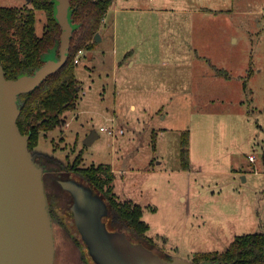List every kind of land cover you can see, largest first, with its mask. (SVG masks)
<instances>
[{
    "label": "rangeland",
    "instance_id": "374dc122",
    "mask_svg": "<svg viewBox=\"0 0 264 264\" xmlns=\"http://www.w3.org/2000/svg\"><path fill=\"white\" fill-rule=\"evenodd\" d=\"M153 5L159 10H145ZM45 21V12L36 11L37 33ZM96 33L100 39L75 65V108L64 111L62 126L41 134L34 149L35 161L45 165L48 203L66 224L53 218L54 264H95L73 222L71 196L55 179L72 175L66 167L80 152L82 165L127 167L123 179L138 181L130 193L146 206L142 218L153 242L147 246L123 224L115 228L125 232L109 230L114 226L110 214L106 218L107 236L126 257L145 246L191 260L195 252L224 250L235 235L264 231V0H116ZM129 44L165 55L164 69H146L170 78L159 85L137 82L139 70L129 67L128 56L122 60ZM181 62L188 65L179 82L174 63ZM212 65L228 70L229 78L218 77ZM109 118L122 134L99 129ZM92 128L98 136L85 144ZM185 129L190 170L173 171Z\"/></svg>",
    "mask_w": 264,
    "mask_h": 264
},
{
    "label": "trees",
    "instance_id": "16d2710c",
    "mask_svg": "<svg viewBox=\"0 0 264 264\" xmlns=\"http://www.w3.org/2000/svg\"><path fill=\"white\" fill-rule=\"evenodd\" d=\"M56 2L57 0H30V5H0V62L6 78L33 73L44 63L47 52L52 51L55 57H59L61 26L55 17ZM112 3L113 0H70L68 16L73 31L65 63L34 89L18 95L20 113L17 124L23 134H29L28 148L34 157V149L39 145L41 134L62 126L65 121L64 111L75 108L78 93L75 54L79 49L94 47L95 33ZM36 11L46 14L41 33L36 32ZM125 58L126 56L122 60ZM212 67L217 75L229 77L226 69L215 65ZM179 159L182 169H189L188 129L183 130L180 135ZM262 160L264 163V153ZM81 161L82 152L68 163L66 168L72 173L68 177L90 185L94 192L101 195L110 210L111 224L114 226L110 228L115 230L118 229L115 226L123 224L144 240V244H151L152 238L146 234L149 224L142 218L141 206L116 199L111 165L101 162L82 165ZM48 206L51 216L58 218L54 207L49 203ZM58 219L61 224H65L60 217ZM191 260L195 264H264V231L235 235L224 250L195 252Z\"/></svg>",
    "mask_w": 264,
    "mask_h": 264
},
{
    "label": "water",
    "instance_id": "95a60500",
    "mask_svg": "<svg viewBox=\"0 0 264 264\" xmlns=\"http://www.w3.org/2000/svg\"><path fill=\"white\" fill-rule=\"evenodd\" d=\"M69 5L70 0L56 2L55 17L61 26L59 57L48 58L33 73L16 78H6L0 62V264H54L56 247L43 180L45 166L34 160L28 148L29 134H23L17 124L18 95L34 89L65 63L73 31ZM95 39H100L97 33ZM97 136L92 128L84 143L91 144ZM57 182L72 196L75 225L96 264H195L165 257L145 246L142 254L124 256L107 236L106 231H112L107 230L102 216H109L110 210L101 195L73 177Z\"/></svg>",
    "mask_w": 264,
    "mask_h": 264
},
{
    "label": "crops",
    "instance_id": "0c3cea01",
    "mask_svg": "<svg viewBox=\"0 0 264 264\" xmlns=\"http://www.w3.org/2000/svg\"><path fill=\"white\" fill-rule=\"evenodd\" d=\"M112 4L115 5L116 4V0H114ZM145 10L158 11L159 10V7L157 5H153L150 8L149 7L146 8ZM180 39L182 40L181 37H180ZM84 55H85V50L83 51L82 56H84ZM125 56H128L126 61L128 62L129 67L131 69L135 68V69H138L139 70V73H138V75L136 77V81L137 82H140V84L147 83V82L148 83L149 82H154V83H156V84L159 85V82L160 81L170 78L169 76L168 77H165L166 75H159L158 74V70H156V69H154V71H152V72L146 69V66L147 65L154 66V65H159L160 64L162 66V69H164L163 67L169 65L168 61L165 60V55H161L160 54V57L162 59L159 58V56L156 55V52L153 51L150 46H148V47H146L144 49H138V46L137 45L129 44L125 48L124 57ZM184 57H185V54L183 55V58ZM174 64L177 66V68H175V71H174L175 74L178 72L177 73V77L175 75L174 78H177L178 81L180 82L183 79L180 76L181 67L188 65V63L187 62H181V63H174ZM217 76L218 77H224V78L226 77L224 75L223 76L222 75H217ZM226 78L228 79L229 77H226ZM184 80H185V78H184ZM192 83H195V81H193ZM149 87L152 88V86H149ZM131 105L134 106V104H131ZM258 133L259 132L256 131V134H258ZM152 134H153L152 136L155 138V136H156L155 130L152 131ZM189 160H191L190 155H189ZM161 162L162 161L158 162V164H161ZM263 166H264V163H263ZM111 167H112L111 169H112L113 174H114L113 191H114V193L116 195V198L119 199V200H121L120 198H118V196H123V197H125L123 200H130L134 204L135 203L136 204H139L141 206V208H142V214H143V210H144V208L146 206L144 204H141L140 202L134 201L133 200V197L131 196V193H130L132 190L134 192H136L135 189H137V186H138L137 179H133L132 177H127L126 179L127 180L129 179L130 180V182L128 180L129 184L127 186V181H126V179H123V178H124L125 175H127L129 173V169L127 167H121V168H118L117 169L115 167V165H113V164H111ZM189 168H190V166H189ZM153 170H154V168H153ZM178 170L183 171V172H188V170H190V169H182L181 165L179 164V168L178 169L175 168V169H173V171H178ZM117 172L120 175H117ZM182 198H184V197L182 196ZM228 218H229L228 215L225 216V222L226 223L230 222V220Z\"/></svg>",
    "mask_w": 264,
    "mask_h": 264
},
{
    "label": "built area",
    "instance_id": "2783aa9c",
    "mask_svg": "<svg viewBox=\"0 0 264 264\" xmlns=\"http://www.w3.org/2000/svg\"><path fill=\"white\" fill-rule=\"evenodd\" d=\"M83 49H79L74 57V61L78 62L80 57L83 54ZM108 121L110 122V124H103L100 126V130H103L104 132H106L107 134L111 135V136H115L116 134H122L123 133V129L118 127L116 125V123L114 122V118H109ZM254 156L253 155H249V160H253Z\"/></svg>",
    "mask_w": 264,
    "mask_h": 264
},
{
    "label": "flooded vegetation",
    "instance_id": "af4514ba",
    "mask_svg": "<svg viewBox=\"0 0 264 264\" xmlns=\"http://www.w3.org/2000/svg\"><path fill=\"white\" fill-rule=\"evenodd\" d=\"M28 2H30V1H28ZM38 163V162H37ZM38 164H43L44 165V163H38ZM45 166V165H44ZM66 178H69V177H66ZM56 179V182H57V179L58 178H55ZM60 179V178H59ZM58 183V182H57ZM60 186V185H59ZM64 190V189H63ZM66 191V190H65ZM68 192V191H67ZM69 193V192H68ZM70 194V193H69ZM68 194V195H69ZM70 196H71V194H70ZM71 199H72V196H71ZM72 202H73V200H72ZM72 204V203H71ZM71 207V206H70ZM70 210H71V208H70ZM72 212V211H71ZM72 218H73V214H72ZM106 218H107V216H102V220L105 222V225H106V227H109L108 226V224H107V221H106ZM52 219H53V217H52ZM54 221V220H53ZM73 222H74V218H73ZM74 224H75V222H74ZM54 226V225H53ZM75 227H76V229H77V231H78V228H77V226L75 225ZM109 230H113V229H111L110 227L108 228ZM115 230H117V229H115ZM118 230H121V229H118ZM79 232V231H78ZM80 234V233H79ZM81 237V236H80ZM55 239V238H54ZM83 241V240H82ZM84 243V242H83ZM85 244V243H84ZM86 246V245H85ZM95 263V262H94ZM96 264V263H95Z\"/></svg>",
    "mask_w": 264,
    "mask_h": 264
}]
</instances>
